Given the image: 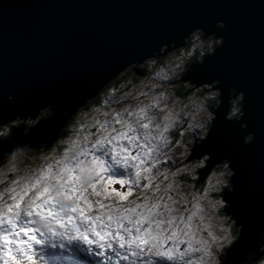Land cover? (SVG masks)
<instances>
[{
	"label": "clouds",
	"instance_id": "9594fccd",
	"mask_svg": "<svg viewBox=\"0 0 264 264\" xmlns=\"http://www.w3.org/2000/svg\"><path fill=\"white\" fill-rule=\"evenodd\" d=\"M227 26L193 24L93 80L44 139L29 134L53 103L0 115V264H264V226L233 204L243 169L213 131L222 121L264 152L249 88L239 75L185 78L224 47Z\"/></svg>",
	"mask_w": 264,
	"mask_h": 264
},
{
	"label": "water",
	"instance_id": "95a60500",
	"mask_svg": "<svg viewBox=\"0 0 264 264\" xmlns=\"http://www.w3.org/2000/svg\"><path fill=\"white\" fill-rule=\"evenodd\" d=\"M216 19L228 24L224 47L185 78L219 74L227 86L239 75L250 93L246 118L264 142V0H0V101L14 95L0 102V115L53 103L54 116L29 134L44 139L93 80L107 79L193 24L207 23L210 31ZM213 131L215 146L230 150L243 169L234 207L253 230L264 226V193L255 192L264 185V152L241 148L222 121ZM196 148L207 150V142Z\"/></svg>",
	"mask_w": 264,
	"mask_h": 264
},
{
	"label": "trees",
	"instance_id": "16d2710c",
	"mask_svg": "<svg viewBox=\"0 0 264 264\" xmlns=\"http://www.w3.org/2000/svg\"><path fill=\"white\" fill-rule=\"evenodd\" d=\"M117 81H116V79H114L113 81H112V83H116Z\"/></svg>",
	"mask_w": 264,
	"mask_h": 264
}]
</instances>
